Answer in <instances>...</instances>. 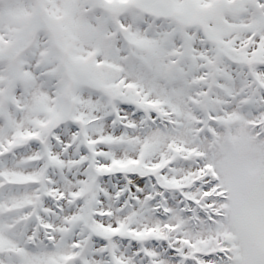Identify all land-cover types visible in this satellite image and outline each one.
Here are the masks:
<instances>
[{"label": "snow or ice", "instance_id": "obj_1", "mask_svg": "<svg viewBox=\"0 0 264 264\" xmlns=\"http://www.w3.org/2000/svg\"><path fill=\"white\" fill-rule=\"evenodd\" d=\"M0 264H264V0H0Z\"/></svg>", "mask_w": 264, "mask_h": 264}]
</instances>
